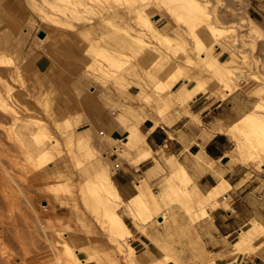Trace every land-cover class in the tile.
I'll return each instance as SVG.
<instances>
[{
	"label": "rangeland",
	"instance_id": "rangeland-1",
	"mask_svg": "<svg viewBox=\"0 0 264 264\" xmlns=\"http://www.w3.org/2000/svg\"><path fill=\"white\" fill-rule=\"evenodd\" d=\"M121 1H124L123 6ZM184 1L80 0L79 3V0H0V264H129L125 260L127 243L134 247L141 264H155L154 257L148 259L135 246L134 232L130 236L116 223L123 222L129 227L132 226L130 219L137 230L148 234L152 242L149 250L163 264H207L208 259L222 262L223 257L228 264L233 253L231 244L237 239L239 230L228 237L226 249H206L197 224L210 220L211 212L217 209L228 211L238 221L239 229L247 228L253 218L264 223V199L259 196L247 198L242 205L240 200H236L241 194L232 196L235 188L242 183L251 181L258 185L264 179L261 168L264 164V128L259 127L255 119H240L229 129L235 142L231 157L245 166L235 186L232 187L226 179L229 183L228 195L219 198L226 203H211L208 192L200 190L178 160L180 170L174 171L165 165V170L148 183L150 191L160 202L157 214L165 216L163 222H158L156 212L146 220L148 213L141 211L140 199L133 197L139 192L136 182L145 172L137 175L131 194L125 195L119 190V199L106 198L98 185L97 177L106 171H110L112 178L117 167L124 162L136 166L142 162H139L141 154L127 144L129 135H122L121 141L111 138V129L103 123L105 115L116 114V119L126 125L129 120L160 115L161 109L165 115L173 109L184 112L174 96L178 95L186 101L184 91L193 83L190 78L192 73L191 76L203 75L201 79L208 81L214 90L213 93L207 92L209 95L220 97L224 89L215 80L220 66L216 67V72L212 69L217 61L225 60L236 70L232 92L242 91L252 100L248 112L253 111L255 104L264 98L261 95L264 93V18L258 17L256 23L261 29L253 34L247 33L242 23L250 17L249 9L256 7L261 0H200L205 18L209 16L214 24L223 28L216 36L208 35V40L226 41V44L235 41L228 48L234 53L229 51L230 56L225 45L204 43L201 49L205 58L202 59L195 54L193 46L196 41L191 38L201 36L206 28L201 25L200 19L197 20L196 15L200 11L195 10L199 11L195 13L190 5L188 9ZM261 2L264 4V1ZM88 5L92 6L89 8ZM138 5L142 6V12H138ZM74 9L77 11L74 12ZM258 10L264 13V5H260ZM143 15L147 18L150 15V22ZM141 16L146 19L144 25L140 22ZM179 18L186 22L184 26ZM145 25L156 26L160 31V38H155L153 43L158 49L165 50L159 51L161 57L155 52L148 60V53L143 52L142 44L134 39L131 41L128 33L136 34L139 27ZM185 26L190 31L186 27L185 32ZM173 29L175 33L171 32ZM93 33L97 35L93 36ZM102 35H105L104 43V38H100ZM204 35V39L207 38V32ZM172 37L176 38L169 45L167 38ZM115 50L122 52L123 58L121 53L117 57L119 51L116 54ZM186 50L192 51V58L191 52ZM108 51L115 55L106 60L100 53ZM142 52L146 53V59ZM41 55L48 56L50 60L49 67L44 71L35 66ZM130 55H135V59ZM125 57L128 59L124 60ZM163 57L170 63H165ZM241 67L248 74L241 72ZM120 68H125L127 73ZM158 87L164 95L158 93ZM168 98L174 99L177 105L170 103L174 106L170 109L167 102L172 100L168 101ZM163 107L169 110L165 112ZM13 115L20 119L15 121ZM94 153L100 155V162L105 168L97 164ZM201 156H196L197 161ZM67 164L71 167V176ZM245 209L248 212H244ZM51 241L55 242V247L50 244ZM215 250L218 252H213ZM255 257L239 254L236 261L240 264L241 259ZM153 260L154 263L151 262Z\"/></svg>",
	"mask_w": 264,
	"mask_h": 264
},
{
	"label": "crops",
	"instance_id": "crops-1",
	"mask_svg": "<svg viewBox=\"0 0 264 264\" xmlns=\"http://www.w3.org/2000/svg\"><path fill=\"white\" fill-rule=\"evenodd\" d=\"M261 1L248 11L249 16L255 21H259L258 17L264 18V13L258 10L260 5H264ZM49 65L50 60L46 55H41L35 61L39 71L46 70ZM251 104V98L239 90L226 95L225 98L199 93L189 102V110L196 115L195 118L177 109L171 110L163 118L158 115L146 116L138 127L145 134L148 146L152 147L153 157L137 166L124 162L117 167L112 177L113 181L123 194H131L139 172L144 173L154 164V158L160 161L163 154L161 163L164 164L165 156L174 155L186 167L193 181L203 192H208L221 177L227 179L232 187L235 186L245 165L231 157L230 153L234 149L235 142L229 129L250 110ZM116 117V114L105 115L103 123L111 129V138L121 141L126 128ZM197 155L205 157L207 162H198ZM209 160L212 161L211 164ZM261 165L264 170V164ZM256 190L258 191L254 194ZM239 194L241 196H238ZM232 196H238L236 200H240L239 203L242 205L247 198L255 199L259 196L258 198L264 199V179L258 185L252 184L251 181L242 183L235 188ZM244 212L248 210L245 209ZM130 223L132 226L129 227L134 232L135 246H138L142 252L151 249L152 242L148 234L137 230L131 219ZM239 228L238 221L233 219L228 211L218 209L211 212L210 220H202L197 224V229L206 242V249H226V240ZM213 252L216 253L218 250ZM240 264H264V261L260 258L241 259Z\"/></svg>",
	"mask_w": 264,
	"mask_h": 264
},
{
	"label": "bare ground",
	"instance_id": "bare-ground-1",
	"mask_svg": "<svg viewBox=\"0 0 264 264\" xmlns=\"http://www.w3.org/2000/svg\"><path fill=\"white\" fill-rule=\"evenodd\" d=\"M56 1V0H55ZM67 1V0H66ZM184 1V0H183ZM117 2H119V0H117ZM122 2H124V1H121L120 3H118V4H120V5H122ZM185 3L184 4H188V9H189V5H190V8L191 9H194V12L195 13H198L199 11V13H198V15H196V17H197V20L198 19H200L201 20V25H203V26H205L204 27V29L206 28V31L204 30V32L202 33L203 34V37H201L202 36V34L201 33H198V35L199 34H201V36L199 37V36H196V37H193V38H191L192 40L193 39H195V40H193L194 42H195V45H196V48H195V45L193 46V48H194V50L196 49V55H198V56H200L201 57V59L202 58H205V56H204V51H203V49H201V46L202 45H204V43H209V44H213V45H225L226 47H227V49L229 48V46H230V44L231 43H233V42H235L234 40L232 41V42H230V43H228V44H226L224 41H217V42H211L212 40L210 39V41L208 40L210 37H212V36H216L217 34H219L220 32H222V27H220V26H217L216 24H214L213 22H212V18H211V20L208 18L209 16H206L207 18H205V14H202V12H203V4H202V7H201V1L199 0V1H197V2H199V3H197L195 0H185L184 1ZM62 3V2H61ZM67 3V2H66ZM68 3H70V2H68ZM73 3V2H72ZM79 3H80V0H79ZM93 3V2H92ZM94 3H95V1H94ZM57 4V3H56ZM65 4V3H64ZM74 5H75V3H73ZM72 4V5H73ZM114 4V3H113ZM116 4V3H115ZM124 4V3H123ZM127 4V3H126ZM129 4V3H128ZM131 4H133L132 2H131ZM182 4H183V2H182ZM77 5V4H76ZM79 5L80 4H78L77 6L79 7ZM108 7H110L108 4H106ZM130 5V4H129ZM58 6V5H57ZM66 6V5H65ZM69 6H71V4L69 5ZM83 6V5H82ZM89 6V5H88ZM92 6V5H91ZM91 6H89V8L91 7ZM115 6V5H114ZM116 6H117V4H116ZM115 6V7H116ZM123 6V5H122ZM133 6V5H132ZM140 5H138L137 7V9H138V12H139V10L142 8V6H141V8L139 7ZM63 7V6H62ZM67 8H68V4H67V6H66ZM81 7V6H80ZM79 7V8H80ZM107 7V8H108ZM111 7H112V5H111ZM110 7V8H111ZM118 7V6H117ZM182 7H185V6H182ZM66 8V9H67ZM72 7H70V9H71ZM85 8V7H84ZM87 8V7H86ZM94 8V7H93ZM110 8H108V9H110ZM123 8V7H122ZM75 9H78V8H75ZM74 9V10H75ZM169 9L171 10V9H173L172 7H169ZM174 9H176V8H174ZM186 9V8H185ZM188 9H187V11H188ZM204 9H205V6H204ZM72 10V9H71ZM87 10H89V9H87ZM112 10V9H111ZM111 10H109L110 12H111ZM195 10H199L198 12H196ZM77 10H75L74 12H76ZM80 11V10H79ZM108 10L106 9V12H107ZM141 11V10H140ZM145 11V10H144ZM193 11V10H192ZM207 11V10H206ZM206 11H204V12H206ZM62 12V11H61ZM81 13H83L82 11H80ZM93 12V11H92ZM109 12V13H110ZM113 13H115L114 12V9H113V11H112ZM142 12V11H141ZM140 12V14L142 15V13ZM146 12H148V11H146ZM63 13H65L64 11H63ZM62 13V14H63ZM68 13V12H67ZM86 13V12H85ZM135 13H137V12H135ZM154 13V12H153ZM84 14V13H83ZM147 14V13H146ZM155 14V13H154ZM193 13H191V15H192ZM85 15H87V14H85ZM115 15V14H114ZM148 15V14H147ZM208 15V14H207ZM68 16V15H67ZM70 16H72L71 15V13H70ZM89 16V15H88ZM136 16H137V14H136ZM140 16V15H139ZM150 16V15H149ZM149 16H148V18H149ZM194 16H195V14H194ZM211 16V15H210ZM78 17V16H77ZM87 17V16H86ZM90 17V16H89ZM118 17V16H117ZM138 17V16H137ZM145 16L143 15V18H144ZM170 17H172V16H170ZM189 17H190V15H189ZM188 17V18H189ZM195 17V18H196ZM64 18V17H63ZM71 18V17H70ZM76 18V17H75ZM83 18V17H82ZM141 18H142V16H141ZM142 18V20L140 19V22H142L143 24L142 25H144V22L143 21H146V19H148L147 18V16L145 17L146 19L144 20ZM174 18V17H173ZM181 18V17H180ZM179 18V19H180ZM84 19V18H83ZM85 19H87V18H85ZM92 19H94V18H92ZM104 19V18H103ZM112 20H113V18H111ZM134 19V18H133ZM132 19V20H133ZM135 19H136V17H135ZM177 19H178V17H177ZM214 19V18H213ZM247 19V18H246ZM245 19V20H246ZM64 20V19H63ZM76 20H77V18H76ZM90 20H91V17H90ZM89 20V21H90ZM96 20V19H95ZM102 19H100V21H101ZM137 20V19H136ZM149 20V22H150V19H148ZM183 20V19H182ZM188 20V19H187ZM191 20H192V18H191ZM196 20V21H197ZM103 21V20H102ZM135 21V20H134ZM180 21H181V19H180ZM227 21V20H226ZM247 22H245V21H243L242 23L245 25L244 26V28H245V30L247 31V33H249V34H253V32L254 31H258L257 29L259 28V29H261L260 27H259V25L256 23V21L253 19V18H251V17H248V19L246 20ZM69 21H67V23H68ZM91 22V21H90ZM99 22V21H98ZM97 22V23H98ZM182 22V24L181 25H183V23L185 24L186 22H183V21H181ZM192 22V21H191ZM200 22V21H199ZM245 22V23H244ZM136 23V22H135ZM137 23H139V22H137ZM180 23V22H179ZM198 23V22H197ZM71 24V23H70ZM106 24V23H105ZM146 24V23H145ZM63 25H64V22H63ZM69 25V24H68ZM140 25V24H139ZM153 25H155V23L153 24ZM178 25V24H177ZM187 25V24H186ZM200 25V26H201ZM70 26V25H69ZM72 26V25H71ZM70 26V27H71ZM97 26V25H96ZM146 26V25H145ZM145 26H143V27H145ZM156 26H157V24H156ZM156 26H146L147 28H145V29H143V27L141 28V27H139V30L138 31H136L137 33L136 34H130V33H128L130 36V38H132L131 39V41H133V39H134V41L136 40V41H138L140 44H142V46H143V48H144V50H143V52L145 51L146 53H148L147 55V57H148V60H149V56L150 57H152V53H157V54H159V51H163V50H160V49H158V47H157V45H154L155 43H153V40L156 38V40H157V38L160 36V31L158 30V28L156 27ZM174 26V25H173ZM184 26V25H183ZM203 26H202V28H203ZM93 27V26H92ZM101 27V26H100ZM186 27L188 28V26H185V32H186ZM193 27V26H192ZM91 28V27H90ZM181 28V27H180ZM70 29V28H69ZM92 29V28H91ZM175 29V28H174ZM173 29V30H174ZM178 29V28H177ZM64 30V29H63ZM70 30H72V29H70ZM93 30H95L94 28H93ZM171 31V32H174L175 33V30L174 31ZM197 30H199V29H197ZM196 30V31H197ZM200 30H201V27H200ZM178 31H179V29H178ZM188 31H190L189 30V28H188ZM192 31H193V29H192ZM192 31L191 32H188V36H189V34H191L192 33ZM202 31H203V29H202ZM201 31V32H202ZM98 32V31H97ZM181 32V31H180ZM200 32V31H199ZM205 32H207V38H205L204 39V33ZM223 32H224V30H223ZM95 33V32H94ZM93 33V36L95 35ZM162 33V32H161ZM173 33V35L175 36V34ZM184 33V32H183ZM225 33V32H224ZM254 33H256V32H254ZM90 34V33H89ZM89 34L87 35V36H89ZM101 34V33H100ZM125 34V33H124ZM261 34V33H260ZM96 35H97V33H96ZM95 35V36H96ZM123 35V34H122ZM163 35V34H162ZM165 35V34H164ZM167 35V34H166ZM172 35V36H173ZM183 35V34H182ZM208 35L210 36V37H208ZM224 35V34H223ZM90 36H92V35H90ZM92 36V37H93ZM177 36V35H176ZM180 36V35H179ZM185 36V35H184ZM193 36V35H192ZM195 36V35H194ZM220 36V35H219ZM104 38L105 37V35H102L100 38ZM107 37V36H106ZM109 37V36H108ZM190 37H191V35H190ZM225 37H226V35H225ZM98 38V37H97ZM160 38V37H159ZM176 38V37H175ZM174 37H172V38H167V40H168V42H169V45L170 44H173V42L172 43H170L171 41H172V39H175ZM221 38H222V36H221ZM75 39V38H74ZM108 39V38H107ZM178 39V38H177ZM179 39H180V37H179ZM187 39V38H186ZM212 39H216V38H212ZM224 39V38H223ZM228 39V38H227ZM232 39V38H231ZM234 39V38H233ZM93 40H96V39H93ZM103 40H105V38L104 39H102V41ZM114 40V39H113ZM125 40H126V38H125ZM216 40H218V39H216ZM215 40V41H216ZM91 41V40H90ZM107 41H109V40H106L105 42H107ZM121 42H122V40H120ZM130 41V43H132L133 44V42H131ZM174 41V40H173ZM228 41H229V39H228ZM239 41H241V40H239ZM120 42V43H121ZM124 42V41H123ZM155 42V41H154ZM177 42V41H176ZM179 42V41H178ZM93 43V42H92ZM103 43H104V41H103ZM111 43V42H110ZM120 43H119V45H120ZM125 43V42H124ZM135 43V42H134ZM139 43H137L136 45H140ZM122 44V43H121ZM156 44H158V43H156ZM177 44V43H176ZM176 44H174L175 46H176ZM180 44V43H179ZM187 44H190V43H187ZM78 45H80V44H78ZM105 45H108V44H105ZM123 45H125V44H123ZM127 45V44H126ZM125 45V46H126ZM160 45V44H159ZM158 45V46H159ZM192 45H193V43H192ZM85 46V45H84ZM91 46V45H90ZM103 46H104V44H103ZM138 46H135V47H138ZM162 46V45H161ZM173 46V45H172ZM97 47H99V46H97ZM108 47V46H107ZM174 47V46H173ZM177 47H178V44H177ZM180 47V46H179ZM187 47H188V45H187ZM187 47H184V48H186L187 49ZM237 47V46H236ZM101 48V47H100ZM99 48V50L101 51V49ZM103 48V47H102ZM109 48V47H108ZM123 48V47H122ZM131 48V47H130ZM141 48V47H140ZM233 48V46L231 47V49ZM87 49V48H86ZM110 49V48H109ZM108 49V50H109ZM120 49V48H119ZM129 49V48H128ZM163 49V48H162ZM179 49V48H178ZM181 49V48H180ZM190 49V48H189ZM188 49V50H189ZM230 49V48H229ZM228 49V51L226 52L228 55L230 54V52L232 51V50H229ZM92 50V49H91ZM94 50V49H93ZM98 49H96V51H97ZM105 51H106V48L104 49ZM103 50V51H104ZM124 50L125 49H123V52H124ZM127 50V49H126ZM188 50H186V51H188ZM111 51V50H110ZM110 51H108L107 53H104V52H102V53H100V55L102 56V57H105L106 58V60H109V59H111L114 55H115V53H112V52H110ZM116 51V50H115ZM117 51H119V50H117ZM117 51H116V54H117ZM170 51V50H169ZM179 51H181V50H179ZM230 51V52H229ZM235 52L237 51V50H234ZM92 52V51H91ZM98 52V51H97ZM128 52V51H127ZM143 52H142V54L141 55H144L143 54ZM163 52H165V50L163 51ZM189 52H191L190 53V55H191V58H192V51H188V53ZM120 53H121V55H120ZM134 53V52H133ZM141 53V52H140ZM146 53H145V55H146ZM155 53V54H156ZM178 53V52H177ZM177 53H176V55H177ZM181 53V52H180ZM231 53H233V52H231ZM125 54V53H124ZM127 54V53H126ZM131 54H132V52H131ZM150 54V55H149ZM163 54V53H162ZM168 54V53H167ZM179 54V53H178ZM234 54V53H233ZM87 55V54H86ZM121 56V58H123L122 57V52H118V54L116 55L117 57L118 56ZM141 55H139L140 56V58L141 57H143V56H141ZM145 55H144V59H146L145 58ZM160 55V54H159ZM164 55V54H163ZM180 55H184V54H180ZM216 55V54H215ZM232 55V54H231ZM88 56V55H87ZM124 56H126V55H124ZM132 58H134L135 59V55H134V57H133V55H130ZM138 56V57H139ZM158 56V55H157ZM156 56V57H157ZM162 55H160L159 57H161ZM165 56V55H164ZM187 54H186V56H185V58H187ZM198 56H197V58H198ZM230 56V55H229ZM89 57H91V56H89ZM127 57H129V56H127ZM127 57H125V59L124 60H126V59H128ZM166 58L168 57V55L167 56H165ZM165 57H163V58H165ZM176 57H179V55H177ZM181 57V56H180ZM120 58V57H119ZM120 58V59H121ZM131 58V59H132ZM142 58V59H143ZM155 58V57H154ZM154 58H152V59H154ZM166 58H165V60H164V62L166 61ZM172 58V57H171ZM184 58V57H183ZM232 58V57H231ZM235 58V57H234ZM142 59H140L142 62H143V60ZM170 58H168V61H170L169 60ZM180 59V58H179ZM179 59H178V63L180 62L179 61ZM189 59V63H190V58H188ZM130 60V59H129ZM161 60H162V58H161ZM186 60V59H185ZM192 60V59H191ZM194 60V59H193ZM232 60V59H231ZM132 61V60H131ZM136 61V60H135ZM145 62H146V60H144ZM159 61V60H158ZM122 62H125V61H122ZM128 62V61H127ZM139 62V61H138ZM167 62V61H166ZM165 62V63H166ZM172 62V61H171ZM196 62V61H195ZM126 63V62H125ZM132 63V62H131ZM136 63V62H135ZM159 63V62H158ZM167 63H170V62H167ZM173 63H175V62H173ZM188 63V64H189ZM148 64V63H147ZM160 64H161V62H160ZM185 64V63H184ZM145 65V64H144ZM159 65V64H158ZM172 65H176V64H172ZM178 65V64H177ZM194 65V64H193ZM217 65V66H216ZM124 66H125V64H124ZM184 66V65H183ZM186 66V65H185ZM218 66H220L218 69H219V71H218V73L219 74H217V76H216V81L218 82V84L220 85V87H222L223 89H224V92H222L221 94H220V98H225L226 97V95H228V94H230L232 91H233V87H231V85H232V83H233V81L236 79L235 78V76H236V73H235V67L233 68L232 67V65L231 66H229L228 64H227V62H226V60L225 61H217L216 63H215V66H214V68L212 69L213 71L215 70V69H217L216 67H218ZM108 67V66H107ZM106 67V68H107ZM134 67H135V65H134ZM161 67V66H160ZM166 67V66H165ZM176 67V66H175ZM179 67V66H178ZM177 67V68H178ZM190 67V66H189ZM197 67V66H196ZM103 68V67H102ZM122 68V67H121ZM120 68V69H121ZM136 68V67H135ZM134 68V69H135ZM143 68V67H142ZM169 68V67H168ZM143 69H145V68H143ZM164 69V68H163ZM167 69V68H166ZM188 69V68H187ZM200 69V68H199ZM206 69V68H205ZM243 68L241 67V69H240V71L242 70ZM105 70V69H104ZM107 70V69H106ZM111 70V69H110ZM121 70H123V71H126V69L124 68V69H121ZM127 70H128V68H127ZM202 70H204L203 68H202ZM244 70H245V68H244ZM244 70H242L241 72H243ZM163 71V70H162ZM190 71V70H189ZM201 71V70H200ZM207 71H208V68H207V70H205V73H207ZM209 71H210V69H209ZM247 71V70H246ZM108 72H109V70H108ZM117 72H118V70H117ZM116 72V73H117ZM161 72V71H160ZM198 72H199V70H198ZM197 72V73H198ZM212 71H210V73H211ZM215 72H216V70H215ZM214 72V73H215ZM110 73V72H109ZM113 73V72H112ZM114 73H115V71H114ZM113 73V74H114ZM115 73V74H116ZM126 73H127V71H126ZM164 73V72H163ZM194 73H196V72H194ZM244 73H245V71H244ZM108 74V73H107ZM119 74H121V71H120V73ZM193 74V73H192ZM192 74H190V78H192V81H193V83L191 84V86H189L184 92L186 93V96H187V98H186V101H183V98L182 97H180V96H178V95H175L174 97H175V100H177V102H179L180 104H181V106L184 108L183 110H184V112L185 113H187V114H189V115H193V116H195L196 117V115H194V114H192V112L189 110V102L192 100V99H194V97L197 95V94H199V93H207V92H210V93H213L214 92V90L209 86V84H208V81H206V80H204V79H201V77L203 76H201V77H198L197 75H195V76H197V77H195L194 75L193 76H191ZM203 74V73H202ZM245 74H248V71H247V73H245ZM130 75V74H129ZM140 75V74H139ZM214 75H216V74H214ZM241 75H243V73H241ZM108 76V75H107ZM116 76H118V75H116ZM116 76H114V78H117ZM147 76V75H146ZM121 77V76H120ZM122 78H123V76H122ZM127 78V77H126ZM202 78H204V77H202ZM205 78H206V76H205ZM208 79H210V78H208ZM116 80V79H115ZM119 80H121V78H119ZM122 81H124V79L122 80ZM126 82H128V81H126ZM150 82V81H149ZM151 84V83H150ZM8 85V84H7ZM212 85V84H211ZM146 86V85H145ZM147 86H149V85H147ZM142 88V87H141ZM216 88V87H215ZM159 87L157 88V90L159 91ZM154 91H156V89L154 88L153 89ZM153 90H151V92L153 91ZM161 92V90L158 92V93H160ZM162 92H163V90H162ZM162 92H161V95H164V94H162ZM156 93V92H155ZM164 93V92H163ZM157 94V93H156ZM165 95H167V94H165ZM261 95H264V93H262ZM159 96V95H158ZM172 96V95H171ZM173 97V98H174ZM208 97V96H207ZM261 97V96H260ZM157 98V97H156ZM159 98H161V97H159ZM169 98H171V97H169ZM168 98V101H171L172 99H169ZM262 98V97H261ZM260 98V99H261ZM208 99V98H207ZM211 99V98H210ZM216 99V98H215ZM164 100H165V96H164ZM162 101V100H161ZM166 101H167V99H166ZM164 104H165V102L164 101H162ZM177 102L176 101H174V99L172 100V102H167V103H169L167 106L168 107H170V106H172L174 103H176V105H177ZM161 103V102H160ZM172 105H171V104ZM151 104V103H150ZM161 105V104H160ZM153 106V105H152ZM158 105L156 104V107H157ZM161 106H165V105H161ZM174 106H175V104H174ZM174 106H172V107H174ZM167 107V108H168ZM162 108V107H161ZM161 108H159V110L161 109ZM157 109V108H156ZM163 109H164V111L165 112H167L166 110H165V107H163ZM170 109H171V107H170ZM161 112H160V115H158L159 117H164L165 116V113H163V110L161 109L160 110ZM157 112V111H156ZM152 113V112H151ZM16 114V113H15ZM197 114V113H196ZM14 116V115H13ZM19 117V116H18ZM17 116H14V120L15 121H18L20 118H18ZM144 118L145 117H141V118H138L137 120H133V121H131V120H129L127 123H126V125H125V128H126V134L127 135H129V137H131V139L128 137L127 138V144H128V146L132 149V150H134L135 152H138V153H140L141 154V156H140V158H139V162H141V161H144V160H147V159H149L150 157H153V153L154 152H152V147L150 148L149 146H148V144L146 143V141H145V134L144 133H142L141 131H140V129H139V127H138V125H139V123L142 121V120H144ZM198 118V117H197ZM242 120H245V119H255L256 121H257V123H258V125H259V127H262V128H264V98H262V101H259V102H257L256 104H255V108L253 109V111H251V112H247V113H245V115L241 118ZM65 120V119H64ZM163 120V119H162ZM168 120V119H167ZM172 120V119H171ZM200 120V119H199ZM168 121H170V120H168ZM159 122V121H158ZM166 123V122H165ZM169 123V122H168ZM157 127V126H156ZM153 129V128H152ZM203 129H205V128H203ZM206 131H207V129H205ZM214 130V129H213ZM209 132V131H208ZM262 143H264V141H262ZM58 148H60L59 146H58ZM62 148V147H61ZM59 150V149H58ZM62 150V149H61ZM60 151V150H59ZM58 151V152H59ZM95 151V150H94ZM61 152V151H60ZM96 152H98V150L96 151ZM60 154H62L63 155V153H60ZM93 154V153H92ZM95 155H94V157L96 156V158H95V160L97 161V164L100 166V167H102V168H105V166L103 165V164H101L102 162H100L101 161V158H100V155L99 154H97V153H94ZM163 155V154H162ZM162 155H161V158H162ZM61 156V155H60ZM93 156V155H92ZM165 156V155H164ZM66 157H68V156H66ZM93 157V158H94ZM161 158H160V160H161ZM63 159V158H62ZM162 161V160H161ZM161 161H159L157 158H154V164L151 166V167H149L146 171H145V173H144V175L141 177V180L140 181H137L136 182V185H137V187H138V189H139V192H138V194H135L133 197H134V199H140V201H138V204H139V202H141L140 204H141V211H143L144 213H148V217H147V219L146 220H149V218H150V216H151V214L154 212H156V214H157V211H158V209L160 208V202H159V200L157 199V197H156V195H155V193L153 192H151L150 191V187H148V183H149V181L151 180V179H153L154 177H156L159 173H161V172H163L164 170H165V165H167L168 167H170L171 169H173L174 171L175 170H180L181 169V166H180V164L178 163V161H177V159H176V157L174 156V155H169V156H165V158H164V164L163 163H161ZM58 162V161H57ZM56 162V163H57ZM198 162H207V159L205 158V157H203V156H201V158L199 157L198 158ZM209 162H210V164L212 163V161H210L209 160ZM68 166H69V174H70V176H71V173H72V170H71V167H70V165L69 164H67ZM60 167V166H59ZM139 168V167H138ZM61 169V168H60ZM110 172V171H109ZM108 171H106L105 173H104V175H101V176H99V177H97V182H98V185H99V187H100V189L101 190H103L104 191V193L106 194V198H110V197H118V199H119V197H120V194H119V189H118V187H117V185L114 183V181H113V179L111 178V175H110V173H109ZM74 173V172H73ZM75 174V173H74ZM77 176V175H76ZM80 176V175H79ZM78 180V179H77ZM228 187H229V183L227 182V180L225 179V178H223V177H221L220 179H219V181H218V183L217 184H215V185H213L209 190H208V198L211 200V203L212 202H216V204L217 203H219V202H222V203H224L225 201H220L219 200V198L220 197H223V196H227L228 195ZM179 191L177 190L176 191V194H177V196L178 195H180L179 193H178ZM102 194H103V192H102ZM136 197V198H135ZM111 199V198H110ZM117 199V198H116ZM133 199V200H134ZM134 202V201H133ZM135 203H136V201H135ZM221 203V204H222ZM226 203V202H225ZM140 204H139V206H140ZM137 205V204H136ZM223 205V204H222ZM224 206V205H223ZM137 208H138V206H137ZM142 213V212H141ZM175 213V212H174ZM173 215H175V214H173ZM157 217H158V222L160 221L159 220V217L161 218V220H162V222L164 221V219H165V216H163V215H161V214H157ZM174 218H175V216H174ZM134 219V218H133ZM137 220H139L138 218H136ZM135 220V219H134ZM144 221H145V219H144ZM175 221V220H174ZM135 222V221H134ZM116 223H119L120 224V226H122L123 228H124V230L126 231V233L127 234H129L130 236L132 235V233H133V231L125 224V223H123V222H116ZM161 223V222H160ZM141 229V228H140ZM141 231V230H140ZM143 231V230H142ZM78 239V238H77ZM127 241V237L125 238V242ZM52 242V241H51ZM50 242V244L52 245V246H56V244H55V242L53 243H51ZM83 242V241H82ZM81 243L79 242V245H80ZM128 244V251L126 252V254H125V260L129 263V264H141L142 263V260L141 261H138L137 260V257H136V255H135V251H134V247L130 244V243H127ZM82 245V244H81ZM84 245V244H83ZM226 246H228V244L226 245ZM231 248L233 249V253H232V255L230 256V259H229V262H228V264H238L237 263V261H236V259H237V256L239 255V254H242V255H247V256H256V257H258V258H260L262 261H264V223H262L261 221H259V220H257V219H255V218H253L252 220H251V222H250V225L247 227V228H244V229H239V234H238V236H237V239L231 244ZM121 253H123V251H121ZM145 255H146V257L148 258V259H150V258H152V257H154L155 259H156V263L155 264H163L162 263V261L160 260V258L158 259V256L157 255H154L149 249H147V250H145ZM124 254V253H123ZM246 257V256H245ZM255 257V258H256ZM212 259V258H211ZM124 260V261H125ZM149 261V260H148ZM148 261H146V262H148ZM154 261L155 260H153V261H151L152 263H154ZM210 260L208 259V262H207V264H225L226 262H227V259H226V257H223L222 258V262H217V261H215V260H211L210 262H209Z\"/></svg>",
	"mask_w": 264,
	"mask_h": 264
},
{
	"label": "water",
	"instance_id": "water-1",
	"mask_svg": "<svg viewBox=\"0 0 264 264\" xmlns=\"http://www.w3.org/2000/svg\"><path fill=\"white\" fill-rule=\"evenodd\" d=\"M159 220H161V218L159 217Z\"/></svg>",
	"mask_w": 264,
	"mask_h": 264
}]
</instances>
